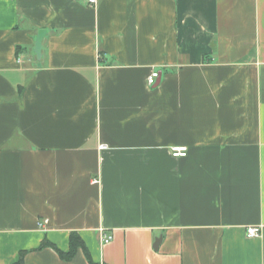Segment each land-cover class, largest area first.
Masks as SVG:
<instances>
[{"label":"crops","instance_id":"obj_1","mask_svg":"<svg viewBox=\"0 0 264 264\" xmlns=\"http://www.w3.org/2000/svg\"><path fill=\"white\" fill-rule=\"evenodd\" d=\"M71 232L92 263L42 245ZM22 251L264 264V0H0V264Z\"/></svg>","mask_w":264,"mask_h":264},{"label":"built area","instance_id":"obj_2","mask_svg":"<svg viewBox=\"0 0 264 264\" xmlns=\"http://www.w3.org/2000/svg\"><path fill=\"white\" fill-rule=\"evenodd\" d=\"M89 2H95V0H88ZM159 76V73L157 71H151V73L147 76L146 82L149 86L154 85L157 78ZM186 147L183 146H175L171 148V153L173 156H184ZM94 183L98 182L97 179L93 180ZM47 222L46 219H43L42 221L38 222V226L42 227ZM261 233L260 226L257 225H251L246 227V236L247 237H257ZM113 236L112 234H102L101 236V243L106 244L109 243L112 240Z\"/></svg>","mask_w":264,"mask_h":264},{"label":"trees","instance_id":"obj_3","mask_svg":"<svg viewBox=\"0 0 264 264\" xmlns=\"http://www.w3.org/2000/svg\"><path fill=\"white\" fill-rule=\"evenodd\" d=\"M68 242H69V246H68V250L67 251L59 250L52 243H50V242H48L46 240H44L42 242V245L50 246L53 249H55L56 252L58 253L59 257L61 259H63V260L71 259L74 256V254L76 253L77 249L80 248L84 252V254H85L86 258L88 259V261L90 263H92V260L90 258L89 252H88V250H87V248H86V246L84 244V241L79 236V234H77L76 232H71L69 234ZM23 254H24V251L20 252L18 259L13 264H23Z\"/></svg>","mask_w":264,"mask_h":264},{"label":"water","instance_id":"obj_4","mask_svg":"<svg viewBox=\"0 0 264 264\" xmlns=\"http://www.w3.org/2000/svg\"><path fill=\"white\" fill-rule=\"evenodd\" d=\"M46 30L45 29H39L37 32L36 40L34 43V48L33 51L36 54L38 58H40V51H41V40L45 34Z\"/></svg>","mask_w":264,"mask_h":264}]
</instances>
